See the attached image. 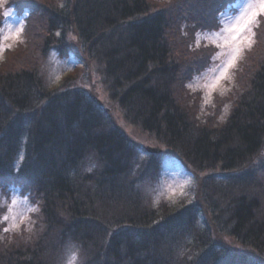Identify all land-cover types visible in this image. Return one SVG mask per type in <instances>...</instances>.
<instances>
[{"label":"trees","instance_id":"16d2710c","mask_svg":"<svg viewBox=\"0 0 264 264\" xmlns=\"http://www.w3.org/2000/svg\"><path fill=\"white\" fill-rule=\"evenodd\" d=\"M228 1H6L25 16L26 44L0 63V199L13 187L29 196L39 232L10 235L0 218V264H62L68 245L82 264H264V15L214 114L187 88L210 59L197 33ZM71 33L125 118L207 173L197 201L147 200L160 158L141 161L92 91L49 85L42 61L70 55Z\"/></svg>","mask_w":264,"mask_h":264},{"label":"rangeland","instance_id":"374dc122","mask_svg":"<svg viewBox=\"0 0 264 264\" xmlns=\"http://www.w3.org/2000/svg\"><path fill=\"white\" fill-rule=\"evenodd\" d=\"M7 0H0L1 26H0V63H5L8 59L7 51L14 50L20 43L26 44L24 29L25 16L6 3ZM158 6L170 8L175 0H157ZM214 23L216 26L213 30H200L199 46L208 49L210 59L202 65L200 73L194 75L187 83V88L201 96V112L203 117L211 116L218 106V98L226 94L233 88L237 69L242 60L245 58L247 50H251L257 44L258 35L256 28L262 23V16H257L251 30L243 34H237L233 29L238 24H242L251 13L259 7V0H229ZM251 5V7H249ZM8 13L5 16V13ZM239 18V19H238ZM18 34V35H17ZM4 36L10 38L5 40ZM233 37H237L233 39ZM68 43L72 45L70 55L64 56L55 49L48 52V57L42 61V70L48 77L49 85L52 87L67 86H84L86 89L95 93L102 105L108 106L112 117L119 127L130 137L136 145L142 150L140 160H146L159 157L161 160V170L158 176L147 186L144 191L147 194V200L152 201L156 206L169 202L174 208L180 207L187 203L197 201L199 179H203L207 173L196 174L191 167H188L184 161L172 153L167 146L150 133L148 134L139 126H134L125 118L120 106L113 103L102 85L101 74L98 71V64L87 56L83 51V43L78 40L75 33L69 34ZM259 43V42H258ZM9 45L11 47H9ZM238 51H234L237 50ZM76 54V55H75ZM8 56V57H7ZM235 59L234 64L229 66L230 62ZM246 59V58H245ZM80 60V61H79ZM224 112H228L230 105H225ZM224 114L221 116L223 117ZM220 117V119H221ZM143 146V147H142ZM144 148V149H143ZM23 158V155L22 157ZM213 173V172H212ZM217 174V172H215ZM221 175V174H220ZM15 201V203H13ZM0 205L3 206V212L0 216L3 229L10 235L21 233L25 230V238L32 240L38 235L37 215L38 206L31 202L29 196L22 195L19 188L13 187L7 197L2 196ZM7 217V219H4ZM217 235V233L214 231ZM217 240L229 244L236 248L233 241L229 238ZM73 257H75L73 259ZM62 264H82L80 251L78 247L68 245L63 254Z\"/></svg>","mask_w":264,"mask_h":264},{"label":"snow or ice","instance_id":"6c2138e0","mask_svg":"<svg viewBox=\"0 0 264 264\" xmlns=\"http://www.w3.org/2000/svg\"><path fill=\"white\" fill-rule=\"evenodd\" d=\"M249 7H251V5H249ZM8 15V13L6 12L5 13V16H7ZM260 15H264V0H259V7L256 9V10H254L252 13H251V15L247 18V19H245L244 21H243V23L242 24H238L237 26H235L234 27V31L239 35V34H243V33H245V31L247 30V31H250L251 30V28H250V25L251 24H253L254 23V21H255V18L257 17V16H260ZM239 19V18H238ZM18 35V34H17ZM200 33H197V37H198V41H197V46H199V38H200ZM10 37L9 36H4L3 37V39H5V40H7V39H9ZM237 37H233V39H236ZM9 47H11L10 45H9ZM234 51H238V49L237 50H234ZM234 62H235V59H233V61H231L230 62V64H229V66H232V64H234ZM221 119H223V117H221ZM13 203H15V201H13ZM4 219H7V217H5ZM5 231H8V229H5ZM75 257H73V259H74Z\"/></svg>","mask_w":264,"mask_h":264},{"label":"water","instance_id":"95a60500","mask_svg":"<svg viewBox=\"0 0 264 264\" xmlns=\"http://www.w3.org/2000/svg\"><path fill=\"white\" fill-rule=\"evenodd\" d=\"M104 107V109H106L107 111H110V109L105 105H102Z\"/></svg>","mask_w":264,"mask_h":264}]
</instances>
